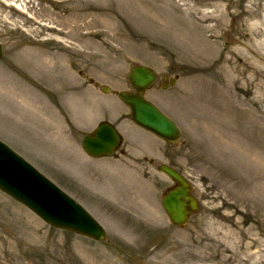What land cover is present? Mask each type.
<instances>
[{
  "label": "rangeland",
  "instance_id": "374dc122",
  "mask_svg": "<svg viewBox=\"0 0 264 264\" xmlns=\"http://www.w3.org/2000/svg\"><path fill=\"white\" fill-rule=\"evenodd\" d=\"M144 1L150 8H165L161 0ZM230 1V12L251 6L264 15V0ZM128 2L0 0V140L83 204L107 234L96 243L50 228L0 193V264H264V198L246 197L251 177L233 165L237 158L228 149L214 143L215 129L213 140L199 130L215 119H201L198 109L197 52L150 29L152 16ZM164 15L183 18L169 10ZM227 21L218 33L220 48L222 56L234 57L236 23ZM135 65L157 74L144 98L178 126L181 140L170 146L152 135H134L130 153L136 158L120 164L124 175L106 176L103 168L105 180L100 172L88 174L91 165L81 163L79 145L86 133L74 129L72 119L90 122L105 101L116 104L102 88L114 95L131 91L127 76ZM219 70L212 67L208 73L221 90L226 78ZM260 83V89L255 81L231 91L262 118L264 129V79ZM236 105L228 103L232 109ZM238 129L241 136L244 130ZM233 131L225 130L228 140L237 138ZM249 140L257 146L262 134L249 133ZM160 164L182 174L200 204L184 228L172 227L160 207L161 195L172 186L158 171ZM87 176L93 181L86 185Z\"/></svg>",
  "mask_w": 264,
  "mask_h": 264
},
{
  "label": "bare ground",
  "instance_id": "6f19581e",
  "mask_svg": "<svg viewBox=\"0 0 264 264\" xmlns=\"http://www.w3.org/2000/svg\"><path fill=\"white\" fill-rule=\"evenodd\" d=\"M126 1H130L128 2L129 6L136 5L145 14L152 16L148 22L150 29L168 36L171 42L178 41L188 50L197 52L198 71L200 72L196 78L199 97L198 109L201 119L209 118L211 121L215 119L208 127H199V130L209 139L213 140L214 136V143L217 147L224 146L231 152V157L234 155L237 158V163L233 165L238 166L239 170L251 177L252 183L246 189V197L249 200L256 196L264 198V129L260 126L263 121L248 109V104L239 101L231 91L232 86L242 85L245 87L255 81H257L256 89L263 86L260 81L264 79V74H262L264 69V31L261 30V27L264 26V15H259L251 6L241 13L230 12L229 9L232 5L230 0H181L185 1L182 4L175 0H161L158 4L165 7L162 10L150 8L144 0ZM166 10L183 18L179 20L175 17L164 18ZM228 19H231L230 22L234 23L235 21L236 23L233 30L235 47H232L233 49L230 51L234 57L222 56L223 49L220 48L221 40L218 33L228 27ZM178 27L182 30H178ZM92 34L97 36L102 32ZM212 67L219 68L218 75L223 74L226 78V85L221 90H218L210 79V77L215 78L208 73ZM253 101L258 103L259 99L254 98ZM228 103L229 105L237 104L236 106L241 109L238 107L232 109L230 106L228 107ZM227 114L229 116L226 118ZM211 128L213 132L214 129L216 130V134L213 136ZM232 128L234 136L237 138L228 140L227 136L230 135L225 133V130L232 132ZM238 128L244 130L241 136H236ZM255 131L262 134V142L257 146H252L250 140L249 143L247 142V136ZM217 136L225 142L220 144L216 139ZM238 186V182L234 181V187Z\"/></svg>",
  "mask_w": 264,
  "mask_h": 264
},
{
  "label": "water",
  "instance_id": "95a60500",
  "mask_svg": "<svg viewBox=\"0 0 264 264\" xmlns=\"http://www.w3.org/2000/svg\"><path fill=\"white\" fill-rule=\"evenodd\" d=\"M129 82L136 94L120 93L119 99L130 109L131 120L139 127L170 143H176L179 134L175 126L155 107L142 99V93L154 82V75L147 69L136 67L130 73ZM118 143L116 133L107 125L101 126L93 138H86L83 148L91 156L110 155ZM160 170L176 183L162 199V207L170 222L184 226L197 204L190 196L187 183L174 171ZM0 191L20 202L45 223L63 230L89 237L95 241L104 239L103 230L75 202L61 193L40 176L28 164L0 143Z\"/></svg>",
  "mask_w": 264,
  "mask_h": 264
}]
</instances>
